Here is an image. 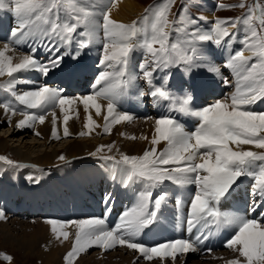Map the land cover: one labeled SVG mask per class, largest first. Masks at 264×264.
Here are the masks:
<instances>
[{
    "label": "snow or ice",
    "instance_id": "snow-or-ice-1",
    "mask_svg": "<svg viewBox=\"0 0 264 264\" xmlns=\"http://www.w3.org/2000/svg\"><path fill=\"white\" fill-rule=\"evenodd\" d=\"M117 2L0 0V11L10 12L15 20L10 39L0 49V77H8L0 89L11 97L0 100V108L6 116L17 113L23 116L17 122L18 130L35 129L51 115L52 136L59 139L56 127L59 109L63 114V135L67 137L70 111H76L82 104L88 131L80 135L91 134L95 124L92 109L97 116L105 110L103 133L110 134L114 125L130 124L138 119L134 113L120 110L130 96L141 101L147 98L154 105L197 121L194 131H186L173 115L156 117L150 147L141 155L106 154L105 150L113 152L114 143L101 145L90 153L108 170L114 182L119 181L124 188L139 183L143 190L111 228L106 224L115 202L111 191L102 198L103 217L47 219L51 232L61 243L69 240L72 233L68 229L75 227L71 250L64 257L66 264H74L91 248L106 252L118 247H126L149 262L159 260L163 264L170 259L175 264L178 257L183 261L189 253L211 251L205 247V241L214 231L229 228L233 231L225 247L237 257L226 264H264V223L249 218L257 208L264 209V151L243 148L250 145L264 150V111L255 110L256 105L264 103V5L258 2L248 5L243 0L239 4L217 3L216 10L247 8V11L242 16L216 17L210 21L202 13H192V8L201 7L195 2L189 5L188 0H181L176 15L172 11L176 0H160L146 8L139 20L124 23L111 16ZM238 35L241 47L233 50ZM21 45H27L28 51L16 55ZM206 45L225 50L224 72ZM96 46H99L100 71L92 81L90 94L66 95L64 88L37 84L20 75L38 73L41 79H48L63 74L71 79L77 69L66 58L78 61L85 50ZM134 53L141 55L135 68L132 67ZM173 69L186 77L204 69L211 74L210 78L216 77L220 84L232 90L210 104L197 107L192 91L181 89L178 94L174 86H169ZM225 72H230L233 79ZM21 83L36 86L19 91ZM8 124L11 126L10 119ZM128 138L149 140L143 135ZM161 143L165 146L158 150ZM59 159L64 161L65 157L61 155ZM0 161L14 168L26 167L3 156ZM245 177L252 180L251 203L243 214L222 210V202L230 199L239 186L238 181ZM165 181L181 187L194 186L190 196L175 199L178 219L187 235L148 245L139 238L164 215L169 194L161 190L154 195L153 190ZM6 219V211L0 207V220ZM3 259L10 264L13 258L5 254Z\"/></svg>",
    "mask_w": 264,
    "mask_h": 264
},
{
    "label": "bare ground",
    "instance_id": "bare-ground-1",
    "mask_svg": "<svg viewBox=\"0 0 264 264\" xmlns=\"http://www.w3.org/2000/svg\"><path fill=\"white\" fill-rule=\"evenodd\" d=\"M256 2L260 3L259 0H256ZM145 9L146 8H145V5L143 3V0H118L117 6L112 9L111 16L113 19H115L117 21L124 22V23H131L133 20H138L140 18V15L142 16V13L144 12ZM204 14L205 13H203V15ZM204 16H206L211 21V20H214L216 17H218V14H217V12L216 13L210 12V13H206V15H204ZM10 26L14 27L15 25L4 24V23L1 24L0 23V49L3 48V43L6 40L10 39V31L11 30L7 31V29H10ZM204 26L206 27V25H204ZM238 39L240 40L239 35L237 36V39L234 42L236 49L241 47V44L239 43ZM212 47L215 51H218L217 52L218 55L221 58H223V60H224L225 55H223V53L221 52V48H216L215 46H212ZM8 54L13 55V53H8ZM245 54L248 55L247 52ZM16 55H22V53L16 52ZM43 58H46V57H43ZM14 62H15V60H14ZM217 62H219V61H217ZM93 68H94V66L89 62V60H87V62H85V67H83V65L76 67L77 71H76L75 75L82 77V75H84L85 73L91 74L93 72ZM221 71L224 72V69H222ZM224 74L227 75L228 73H224ZM75 75L71 78V81H69L67 79V77H65L64 79H62L58 82L60 84L67 83V84H70L71 87H75L76 83H77V80L75 79ZM51 77H53V76H50V78ZM50 78L44 79V80L48 81ZM171 81L172 82L174 81L173 75H172ZM38 82H40V81H38ZM169 83H171V82L169 81ZM233 83H234V81H233ZM27 85H32V84H27ZM212 88L215 89V92L210 95L211 97L219 96L217 94L226 89V87H224L222 84L219 83V80H218L217 84H215V81H213V82H209L208 84L207 83L202 84L201 88L199 89L200 95H203L208 90H212ZM101 103H105V102L102 101ZM144 103H145V101H144ZM144 106L145 105H141L139 107H134L131 109L129 108V110L132 113H134L135 116L138 115V114H136L137 112H141L143 115V111L146 110V108ZM155 111L157 112V117L161 116V115H166L167 112H170V111H168L167 108L162 107L160 105H155ZM91 114L93 116V120L95 121V124L93 125V129L91 131V134H89V135H92V136L96 135V134L99 135L100 132H103L104 123L102 121L104 120V115L106 114V112H105V110L102 109L101 115L97 116L95 113V110L92 109ZM9 116H10V114H9ZM13 117L15 119H22L23 118L22 115H15ZM0 118L8 119L3 110H2V112L0 111ZM86 119H87V115L83 110V105H80V107L72 114V116H70V119H69L68 125H67L69 128V133H70V135L68 137H74L75 136V137H80V138L75 139L72 143L67 144L66 147L65 146L59 147L56 150L57 151L56 156H58L60 151H62V150L66 152V158L65 159L67 160L68 158H73L72 162H76L75 158H77L79 156L80 157L84 156V152H83L85 150L84 146H86V144H87V143L85 144V142H87V138H84V137L87 135L81 136L80 133L88 131V129H86V127H85ZM154 119H149V120L145 121V119L142 118L139 120L136 119L133 123H130V124L122 123L119 125H114L111 129V132H110L111 137L109 138L110 140L107 141V144L109 145V144L114 143L115 148L113 149V152L109 153V154L117 155V156L119 155L120 152L128 154L126 152H129L131 147L129 145H127L126 142L129 140L128 137L131 135L136 136V137H140L142 135L148 136L149 140L140 139V143L136 147H134L135 154L141 155L145 149L150 147V139H151L152 133L154 131ZM177 119L180 120V122L184 125L185 130L189 128V127H187L188 124L194 123V121H196L192 117L181 116V115H178ZM2 121H4V120H2ZM189 121H190V123H189ZM56 127L58 129L59 137H63V117H60V118L57 117ZM30 130H33L35 132H39L41 134L40 136L45 140L44 143H47V142L50 143V141L52 139H55L52 136L53 125H52V116L51 115H49L47 117L44 124H38L35 129H30ZM6 140H7V138H6ZM133 141H135V140H133ZM129 142H131V141L129 140ZM1 143L3 144V146H5L7 144V142H5V141H2ZM90 143H91V145L88 144L90 146V149H88V150H91V148H92V151L90 152V153H92V152H94L93 147H92L93 142H90ZM28 144L36 146V144L33 142H30V143L28 142ZM30 146H29V148H31ZM164 146H165V144L161 143L158 146V150L163 149ZM243 148L245 150H254V151L258 150V149H255L253 146H250V145H245V146H243ZM117 149H119V152H117ZM90 153H89V155H90ZM128 155H130V154H128ZM20 156H21V154H20ZM31 156L32 155H30V157ZM56 156L45 151V153H43L42 155L39 154L37 156V160L35 161L37 165H40L41 167L44 166L45 168L48 169V170L43 169V172H41V173H39V172L33 173L34 175L32 177V178H34V180L41 181V183L45 186L44 193H41L39 191L40 189L37 190V189H34L33 187L30 189H27L25 181L28 180L29 182H31L27 177V175H29V172H18V169H20V168H14L11 165H8L3 161H0V207H3L5 209L7 217L9 216V214L14 213V215H13L14 217H18V216L25 217V214H27L28 218H31V217H34V215H37L38 212L42 209L47 210V212H50L51 214H55L56 209L58 207H61V206H63V208H65L67 211L73 212V214H75V215L79 214V215H81L83 217H87V218L88 217H103L104 216V209H105V204L102 202L103 195L105 192H108L111 189H114L116 187V191L117 192L119 191V197L117 199H115V202H114V205L112 208V212L109 215H107V217H106V224L109 228H111L112 226H114L118 222V218L121 215L122 210L130 207V204L126 205L127 200H130V201L132 200V204L135 202L136 198L134 197V191H133L131 186L129 188H124L119 181L114 182L111 179L109 172H106L102 176H100V170L101 169L93 168L94 166H91V165H87L88 167H86V166H84V167L80 166L79 167L78 164H76V166H72L70 164L71 166L66 165L60 170L57 169V174H56L57 177L54 178L53 181H51L53 184H51V183L49 184L50 178H48L44 173L50 171L49 167L51 165H53V162L55 161ZM30 157L28 155V160L24 159L26 161H22L20 165H23V164L29 165V163H33V161L31 162ZM87 159H89V158H87ZM68 170L73 171V172L71 173ZM65 187L67 189V192H65ZM93 190H94V192H93ZM153 192H154V195L157 194V189H154ZM60 193H62V196L60 198L56 199V197H59ZM175 194L178 196H183L182 195V189L176 188ZM48 195L51 196V198H49ZM17 197L20 198L21 201L19 200V202L14 204L13 200L16 199ZM26 197L31 198L29 200L30 202H26V201H28V199H26ZM49 199H52L51 202H53V205H54L51 209L48 208V202H49L48 200ZM42 202H45V204L42 205ZM57 204H61V206H58ZM5 207H7V208H5ZM24 208H25V214L24 215L19 214L20 212L23 211ZM174 210L175 209H173L172 205H170V206L168 205L167 209L163 210L164 215L161 217L159 223L156 226H154V230L151 229V230H147L145 232L144 237L146 240L150 241L152 239L154 231L156 233V236L160 237L161 239L166 238L167 233L171 232L172 229L174 228L173 227L174 222L172 221ZM224 211H227V210L224 209ZM262 211H264V209L257 208L256 212H253L250 215L254 217V215L256 214L255 216H257L261 219L260 220L261 223H264V215L261 214ZM227 212H229V211H227ZM13 216H11V217H13ZM36 217H38V215ZM77 219H81V218H77ZM44 222L46 223V221H44ZM68 231L70 233H72V236H70L69 239H70V241L73 242L75 227L71 226L68 229ZM232 231H233V229H230V228L219 230V231H214L213 234L210 236V238H214V239L218 238V241L220 244V247L218 249H221V248L223 249L225 247V241L229 238V235ZM183 234L185 236L187 235L186 232L184 231V226H183ZM226 235H227V237L224 239V237ZM123 250H127V251H130L131 253H133V251L128 250L125 247ZM209 252L210 251L201 252V253L202 254H205V253L209 254ZM222 253H224V251H222ZM195 254H197V253H189L183 259L189 260L190 257L195 255ZM207 254H205V255H207ZM137 256L139 257V255H137ZM215 256H218V255L216 254ZM134 258H135V256L132 257L131 259H129L130 262H132ZM186 260L184 261V263L186 262ZM123 261H125V259ZM86 262L88 263L89 261H86ZM94 262L95 263L100 262V259L97 261H94ZM164 263H166V260L164 261Z\"/></svg>",
    "mask_w": 264,
    "mask_h": 264
},
{
    "label": "rangeland",
    "instance_id": "rangeland-1",
    "mask_svg": "<svg viewBox=\"0 0 264 264\" xmlns=\"http://www.w3.org/2000/svg\"><path fill=\"white\" fill-rule=\"evenodd\" d=\"M260 1L262 2L263 0H260ZM159 2H160V0H143L145 8H148L150 5L157 4ZM240 2H241V0H222L223 4H239ZM243 2L249 3V5H251L254 3V0H243ZM255 3H256V1H255ZM180 8H181V0H176V4L172 10L173 13L178 15ZM205 9H206V7H205V5H203L199 8H192L191 11L193 14H200V13L203 14ZM214 10H212L211 12L216 13L217 11L214 12ZM241 11H242V13H241V15H242L246 11V9H240V8H234L231 10L221 9V10H219L220 13L217 12V14H218V17L221 16V18H223V17H228V16L229 17L230 16H236ZM142 14L143 15L145 14V10ZM204 15H206V13ZM241 15H238V16H241ZM141 17L142 16L140 15V18ZM172 18H174V17H170V19H172ZM0 23L2 24V22H0ZM12 28L13 27L10 26V29H7V31L11 30ZM17 52H19V53L24 52V54L27 53L26 51H23L21 49H17ZM89 53H90L89 50H85L83 52V55H87ZM133 57L141 58L140 56L137 55V53H134ZM81 65H83V67H85V62H83ZM97 65H98V63H97ZM93 70H94V68H93ZM174 71H179V70L175 69ZM96 76L94 77V79L96 78ZM6 78H7V76L6 77H0V81L6 80ZM174 79H175V77L173 75V80ZM86 82H87L86 88L84 87L82 90H74L73 92L67 93L66 95L83 96V95L90 94L92 92V90L89 88L88 84L91 83L92 81H86ZM170 82L171 83H169V86L171 87V85H173V82L171 80H170ZM40 83L41 82H38V84H40ZM0 84H3V83H0ZM22 84L23 83H21L18 87H20V86H25V87L26 86H33V85H27V84L22 85ZM35 86H33V87H35ZM64 88H66V86ZM198 91H199V89H198ZM146 100L147 99H145V103L143 101L142 102L143 104H141V105H145L144 107L146 108V110L143 111V115L140 112V114H138L139 117H141V116L144 117L146 115V112L148 110L147 107L149 104L148 102L150 101L149 99L147 100L148 102ZM215 100L216 99H212V101H211V99H210L209 101H210V103H212ZM80 105H82V104H80ZM80 105L77 106V109L80 107ZM128 107L130 109L136 107L134 105L131 97L128 100ZM125 108H126L125 106H121L120 110H124ZM2 110H3V108H0L1 112H2ZM74 112L75 111H70V116H72V114ZM16 115H20V114L17 113ZM56 116L59 118L63 117V114L60 112L59 109L56 110ZM149 117H154V115H150ZM7 118L8 119L0 118V121H1L0 122V156L7 157L8 159H11L12 161L16 162L17 164H21L22 161H26L24 159L28 160V155H29V157H30V155H32L30 157V160H31V162L33 161V163H29V165H25L26 167H20V169H18V172H29V175H27V177L31 182H29L28 180L25 181L27 189L32 188V186H30V185L35 183L34 178H32L34 175L33 173H37V172L41 173V172H43V169L48 170L44 166L41 167L40 165L36 164L35 161L37 160V156L39 154L42 155L43 153H45V151H47V152L51 153L52 155L56 156L57 155L56 150L59 147H63V146L66 147L67 144L72 143L75 139L80 138V137H75V136L74 137H68V136L65 137L63 135V137H60L59 139H52L50 141V143H48V142L44 143L45 140L41 136L35 135L34 134L35 131L27 129V128L24 130H18L16 125L20 119H15L11 115L10 116L7 115ZM9 119L11 120L12 126H9V124H8ZM139 119H137V120H139ZM152 119H154V118H152ZM2 120H4V121H2ZM102 122L105 123L104 120ZM97 135L98 134L93 135V136L87 135L84 137V138H87V142H85V144L86 143L87 144H86V146H84L85 150L83 151L84 156H82V157L79 156V157L75 158L76 162H72L73 158H68L67 160L65 159L64 161H61L59 159V157L61 155H63L66 158V152L63 150L60 151L59 155L55 157V161L53 162V165H51L49 167L50 171L48 173H50V174L53 173L52 176H56L55 173L52 172L53 169L57 172V169L60 170L66 165L71 166L72 163L78 164L79 167L80 166L81 167H84V166L88 167L87 165H91V166H94L93 168H99V169H101L100 170V176H102L104 173L108 172V170L105 169L97 159H95L89 155V153L92 151V148H91V150H88V149H90V146H89V145H91L90 142H93L92 143L93 151H95L96 148L101 146V145H108L107 141L110 140L109 138L111 137V135L110 134H104L103 132H100L99 135L98 136ZM132 136L133 135H131L129 137H132ZM6 138H7V140H6ZM129 140L131 142H129ZM129 140L126 142V144L129 145L131 148H130V151L126 152V153H128L130 155H134L135 154L134 147H136L140 143V139H135V141H133L134 139L131 140L129 138ZM2 141L7 142V144L5 146H3V144L1 143ZM28 142L29 143L33 142L36 144V146L37 145L38 146L36 147L34 145L28 144ZM29 146L31 148H29ZM105 153L109 154L106 152V150H105ZM20 154H21V156H20ZM87 158H89V159H87ZM82 162L83 163L87 162L88 164L87 165H79ZM72 166H74V165H72ZM69 172L72 173L73 171H69ZM30 178H32V179H30ZM53 179L50 178L49 184L50 183L53 184L51 182V181H53ZM244 179L248 180L249 178L245 177ZM244 181H242V182L238 181V183L240 182L239 184H242V183H244ZM39 182L41 183V181H39ZM131 187L134 191V197L135 198H136V194L139 191L143 190V185L139 184V183L132 185ZM33 188H35V187H33ZM36 188H37V190L40 189L39 191L41 193H44L45 188H43L42 185H40ZM176 188L181 189L180 186L174 185V187L172 188L174 194H175ZM156 189L158 191V187ZM93 192H94V190H93ZM112 193L114 194L115 199H117L119 197V191L118 192L116 191V187L114 189H112ZM182 195L185 196V193L183 190H182ZM48 197L51 198V196H49V195H48ZM19 200L21 201V199L17 197L16 199L13 200V203L16 204L17 202H19ZM26 202H30V201H26ZM44 204L42 202V205H44ZM128 204L132 205V200L131 201L127 200L126 205H128ZM5 208H7V207H5ZM173 209H175V208L173 207ZM222 210H224V209H222ZM185 211H187V209H185ZM19 214L24 215L25 214V208ZM13 215H14V213H11V214H9V216L7 217L6 220H0V264H9V261H6L3 259V255H5V254L9 255L13 258L11 260L10 264H66L64 257L66 255V253L69 250H71V247H72V241H70V239L68 241H64L63 243H61V241L57 240L54 237L53 233L51 232L50 225L46 224L44 222L46 220L40 219L42 216L36 217L37 215H34V217L28 218L27 214H25V217H23V216L14 217ZM11 216H13V217H11ZM173 227H174V225H173ZM226 237H227V235L224 237V239ZM123 249H124V247H118L114 250H109V251L105 252V251H101L99 248H91L86 253L81 254V256L74 262V264H129V263L134 264V262H135V264H161V262L159 260H153V261L149 262V261L144 260L142 257H138L137 256L138 253H136L134 251H133V253H131L130 251L123 250ZM213 250L214 249H212V251H210L209 254H207V255L202 254L200 251H198L197 254L191 256L189 260L183 259V261H182V259L180 257H178L175 264H226V262L228 260L235 259L237 257L236 253L232 252L231 250H229L227 248H225V249L221 248V251H217L214 253H213ZM218 250H220V249H218ZM222 251H224V253H222ZM200 254H202V255L200 256ZM216 254L218 256H215ZM131 256L132 257L135 256V258L133 259L132 262H130V260H129L132 258ZM99 259H100V262H97V263L94 262V261H97ZM124 259H125V261H123ZM185 260H186V262L184 263ZM86 261H89V262L87 263ZM163 264H172V261L170 259H166V263L163 262Z\"/></svg>",
    "mask_w": 264,
    "mask_h": 264
}]
</instances>
